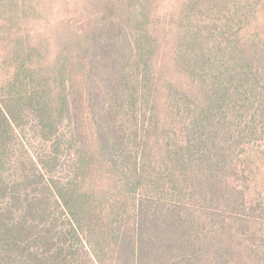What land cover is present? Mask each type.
<instances>
[{
  "label": "trees",
  "instance_id": "obj_1",
  "mask_svg": "<svg viewBox=\"0 0 264 264\" xmlns=\"http://www.w3.org/2000/svg\"><path fill=\"white\" fill-rule=\"evenodd\" d=\"M155 2H94L73 85L41 0H0V264H264V0H185L172 46Z\"/></svg>",
  "mask_w": 264,
  "mask_h": 264
},
{
  "label": "rangeland",
  "instance_id": "obj_2",
  "mask_svg": "<svg viewBox=\"0 0 264 264\" xmlns=\"http://www.w3.org/2000/svg\"><path fill=\"white\" fill-rule=\"evenodd\" d=\"M185 0H156L155 6L158 8V11L166 16V20H163L170 31L167 38V43L169 46H172L174 43V35L176 30L179 28L181 23V13L185 12L184 2ZM191 0H187L189 3ZM194 1V0H193ZM42 2V10L40 11V16L36 21L35 28L38 30L35 36V41L40 44L41 51H43L44 56L47 59V62H54L57 56L69 55V61H66L67 65L73 69L72 76L69 75V78L73 80V85H77L78 81L81 78V70H80V60L79 57L82 58L85 56L87 52L86 44L81 42L80 40L75 39L76 37L85 36L89 28L91 27L90 22L95 18L93 15L95 10H93V4L96 0H41ZM184 4L182 5V3ZM261 3V2H258ZM222 11L221 7L216 6L214 3L212 7H210L207 16L204 13L192 14L198 20H204L208 23H214L215 20L224 21L227 18L223 19L222 14L219 13ZM232 12V17L229 18L234 20L233 8L230 9ZM250 14V13H249ZM213 15V16H212ZM252 15V14H251ZM243 17H239V20H235L232 24L238 26V34L243 35L247 33L246 36L255 33L256 31H260L261 26L264 24V7L259 9L254 17L246 18L242 20ZM35 23V22H34ZM90 24V27L88 25ZM164 24V25H165ZM220 24V22H218ZM241 24V25H240ZM0 32L2 35V44H4V48H0V87L3 86L6 82L14 74V69L11 67L10 58L7 57L8 53L5 51L8 49V37L9 35L8 29L3 24H0ZM3 25V26H2ZM83 25L86 30L85 32H77L80 31V26ZM76 28H75V27ZM178 27V28H177ZM19 31V30H17ZM8 58V59H7ZM169 62V58L166 59ZM4 93L0 94V97ZM24 141L26 144L32 149V151L42 152L49 145L45 141H41L36 135L27 134L24 137ZM260 151V150H258ZM256 158L257 165L256 168H260L258 171L257 178L260 183L264 186V152L257 155ZM63 174H67L64 172ZM262 237H264V232L262 233Z\"/></svg>",
  "mask_w": 264,
  "mask_h": 264
}]
</instances>
